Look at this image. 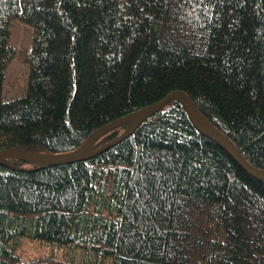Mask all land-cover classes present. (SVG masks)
<instances>
[{"label": "trees", "instance_id": "obj_1", "mask_svg": "<svg viewBox=\"0 0 264 264\" xmlns=\"http://www.w3.org/2000/svg\"><path fill=\"white\" fill-rule=\"evenodd\" d=\"M14 20L33 38L6 100ZM173 91L264 171V0H0V152L64 156ZM197 123L173 99L85 159L0 160V264H264V179Z\"/></svg>", "mask_w": 264, "mask_h": 264}, {"label": "water", "instance_id": "obj_2", "mask_svg": "<svg viewBox=\"0 0 264 264\" xmlns=\"http://www.w3.org/2000/svg\"><path fill=\"white\" fill-rule=\"evenodd\" d=\"M179 99L183 105L186 107L189 115L198 121L197 127L204 132L208 137L216 141L221 147H223L237 162L242 168H244L251 175L264 179V171L256 169L253 165H251L241 154V152L237 149V147L229 140L227 136H225L221 131H219L214 125H212L202 114L197 111L192 101L182 92L173 91L167 94L163 99L157 101L153 104L145 106L141 109L133 111L121 118H118L107 125L101 127L96 132H94L77 150L66 154L64 156H53V155H39L34 154L25 150L18 149H8L0 152V160L6 157H13L17 159H22L29 162L36 163H58L65 164L71 163L78 160L85 159L90 157L89 155H84L85 151L106 131L110 128L117 126L118 124L124 122L127 119H137L143 120L153 115L157 111L164 108L171 100ZM201 123H204L207 127V130L203 129ZM112 144V143H111ZM108 144L107 146L111 145ZM106 146V147H107Z\"/></svg>", "mask_w": 264, "mask_h": 264}, {"label": "rangeland", "instance_id": "obj_3", "mask_svg": "<svg viewBox=\"0 0 264 264\" xmlns=\"http://www.w3.org/2000/svg\"><path fill=\"white\" fill-rule=\"evenodd\" d=\"M12 24L11 44L16 48L18 53L8 66L6 82L3 84V94L6 100L23 94L22 91L28 80V64L24 62L22 53L29 49L33 38L32 27L19 20H14ZM50 252L51 248L49 246L37 243V241L26 237L21 238L19 247L16 250V254L24 259L48 256ZM57 254L63 255L64 251Z\"/></svg>", "mask_w": 264, "mask_h": 264}]
</instances>
